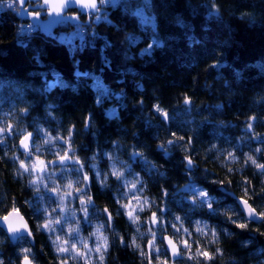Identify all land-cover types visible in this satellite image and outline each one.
Returning <instances> with one entry per match:
<instances>
[{
	"label": "trees",
	"instance_id": "1",
	"mask_svg": "<svg viewBox=\"0 0 264 264\" xmlns=\"http://www.w3.org/2000/svg\"><path fill=\"white\" fill-rule=\"evenodd\" d=\"M100 7L106 10L99 21H94V14L70 9L58 28L43 33L30 20L31 16L46 17L37 13V2L27 3L21 12L14 0H0V117L10 123L15 120L18 129L26 125L35 133L34 143L44 136L41 126L53 135L73 126L72 143L79 147L80 156L100 149L101 172L108 164L104 150H112V141L118 140L116 162L121 163L120 156L129 160L147 181L149 196L156 197L157 205L166 203L157 214L165 217L169 232L173 212L182 213L189 226L195 218L207 219L220 233L223 252L210 264H258L264 259V169L248 165L236 172L233 165L234 172L227 173L214 157L219 153L223 159V150L234 148L242 162L246 151L262 146L254 154L264 161V0H118L110 4L102 0ZM78 26L91 35L78 37L74 32ZM23 107L26 112L20 111ZM155 108L166 113L167 119ZM4 135L0 157L21 138L15 129ZM169 139L174 143L167 144ZM158 142L164 147H157ZM189 142L187 155L195 160L194 167L186 165L182 152ZM214 142L218 147L208 152ZM56 143L63 147L62 141ZM133 145L148 159L128 155ZM44 148L50 153L52 145ZM14 163L7 157L0 160V207L14 198L35 232L32 211L23 205L31 193L13 179ZM91 163L90 159L85 162L89 171ZM64 171L58 179L80 174L77 169ZM92 175L96 203L89 206L91 217L107 220L95 209L107 207L115 216L116 182L101 189ZM211 179L221 183L211 184ZM200 187L212 194L213 210L203 208V198L200 208L187 199ZM163 191L168 194L162 201ZM38 196L33 197L34 207L41 203ZM239 198L249 202L260 220L245 216ZM229 206L238 214L233 219L247 223L246 228L229 223L217 211ZM11 210L8 207L0 214ZM90 225L85 223L86 232ZM114 229L124 235L125 243L121 246L113 236L107 264H141L139 254L128 247V233L133 229L122 210ZM24 242L31 244L27 237L12 242L0 228V256L5 264L13 260L19 264L16 249ZM190 243L195 250L204 242L197 244L193 239ZM32 246L38 264H61L43 233L35 235ZM215 248L209 246L204 252L210 255ZM186 251L181 247V253ZM149 256L151 264H157L155 251H149ZM203 256L200 264H204ZM188 257L182 254L173 262L165 246L159 255L163 264H197Z\"/></svg>",
	"mask_w": 264,
	"mask_h": 264
},
{
	"label": "clouds",
	"instance_id": "2",
	"mask_svg": "<svg viewBox=\"0 0 264 264\" xmlns=\"http://www.w3.org/2000/svg\"><path fill=\"white\" fill-rule=\"evenodd\" d=\"M22 2V0H21ZM102 2V0H99ZM79 8L94 9L97 7L96 3L92 0H76ZM38 8L37 13H47L49 9L54 12H60L67 7V0H64L63 4H58L59 11L53 8V4L50 0H37ZM21 112H26L27 107L20 109ZM154 111L161 112L165 119L167 114L163 113L161 109L155 108ZM254 119V117H253ZM0 121V143L6 141L4 133L12 134L13 130L20 131V138L17 143H14L11 147V151L5 148L2 160L4 157L13 159L15 161L12 174L13 179H19L22 188H27L31 195L23 201V205L31 209L33 215L39 212V218L35 219V232H33L31 226L27 223L22 210L20 209L17 201L13 198L10 203H6L3 207H0V213L7 210L8 207L15 211L10 212V217H15V222L4 221V217L0 214V223L4 224L5 229L9 235L24 231L32 241V244L23 243L16 249L19 264H38L35 258V252L33 250V244L35 243V235L43 233L47 240L50 242V246L53 255L57 260L61 261V264H107V257L110 248L113 243V236L119 239L120 245L125 243L124 235L114 229V220L121 215L128 224L132 226V231L128 233V247L139 254L141 258V264H144L145 260L151 264L149 251H155L160 253L163 246H167L173 254L188 255V252L192 251V244L189 242L195 239L197 244L203 240V247H197L192 256L189 259H195L197 264H200V258L205 248L215 245V252L203 256L204 264H210L212 259L216 256H222V249L220 245V233L217 231L216 226L211 224L207 219L195 218L191 226L186 224L185 218L180 212H173L172 218L168 220L171 224L172 231L169 232L165 227V217L157 214V210L160 212L166 208V203L162 206L157 205V199L154 195L148 194V183L144 179L143 174L133 168L132 163L125 157L120 156L121 163L116 162L114 156L115 146L119 143L118 140H113L112 150L105 149L103 155L106 157L108 164L107 168L101 172L99 169V153L100 149L95 148L88 157H82L79 155V147L72 143L75 136V128L69 126L66 133L57 132L53 135L50 130L41 126V131L44 133V138L33 143V133L29 131L28 127L24 125L22 129L17 128L15 120ZM87 127V124L85 125ZM251 127V125H249ZM62 141L63 147L58 145L56 141ZM174 143V140H167V144ZM51 144L52 150L49 153L45 150L44 145ZM157 147H164V143L158 142ZM218 145L214 142L208 149L211 152L212 149H216ZM190 148V142L188 145L182 148V152L185 154V162L188 166H195V160L187 155ZM18 149L23 150V156L20 155ZM33 149H35L33 151ZM223 159L220 158L219 153L214 157L218 165L226 169L227 173H233V165L236 166L235 171L240 172L243 168L251 165L255 170L264 169V161H260L257 155L254 153H260L262 146H257L253 151L245 152L243 161L241 157L236 154L234 148H228L223 150ZM128 155L140 156L142 159H148L145 153L141 149H137L134 145L129 148ZM31 156V159L28 157ZM51 157V158H49ZM92 161L90 168L91 171L86 169V160ZM58 163L61 167H54ZM70 162H74V166L77 167L79 175L73 177L71 175L66 176L63 180L57 179L56 173L62 169L71 171ZM152 167H156L155 161L149 160ZM53 166V167H50ZM131 170V171H130ZM50 173V174H49ZM92 173L95 176V182L101 189H107L111 187V182H116V188L113 190V198L115 204L118 206L115 212V216L112 211L107 207L97 206L95 211L102 212L106 215L107 220L101 218H93L90 213V205L95 202L94 194L91 189ZM211 184H220L219 179H211ZM47 191L55 197V203L51 199L45 201L43 192ZM161 200L164 196H167V192L163 191ZM4 199L8 198L4 193ZM39 195L41 203L39 206L34 207L33 197ZM204 199L203 208L206 210H213V197L207 187H200V190L195 194H189L187 199L199 205L200 199ZM243 208L246 211V215L251 216L256 213L255 209L245 202ZM79 205L78 207L76 205ZM57 209L59 210L57 212ZM254 210V211H253ZM219 214L227 218L229 223L235 224L240 228H246L247 223H238L233 219L238 215L231 210V206L227 208L217 209ZM264 212V209L261 210ZM66 212H70L73 217L72 221L65 222L64 217ZM77 213H80L78 216ZM148 213L147 215H142ZM90 223L91 227L85 233L83 224ZM63 224V231L58 229V225ZM142 225H144L142 227ZM227 234L228 229H224ZM193 233L198 234L196 237ZM73 234L77 235L76 239H73ZM162 237V240L160 239ZM178 245L185 246L186 252L181 253L178 249ZM248 242L245 241V247ZM42 247V246H41ZM61 260L63 254H68ZM0 264H5L3 256H0ZM12 264H17V260H13ZM157 264H163L159 256H157ZM258 264H264V259H261Z\"/></svg>",
	"mask_w": 264,
	"mask_h": 264
},
{
	"label": "water",
	"instance_id": "3",
	"mask_svg": "<svg viewBox=\"0 0 264 264\" xmlns=\"http://www.w3.org/2000/svg\"><path fill=\"white\" fill-rule=\"evenodd\" d=\"M14 1L19 4L20 9H21V12H25V6L27 5V3L37 2V0H22V2H21V0H14ZM50 2L52 4L54 2L55 3H58V4H63L64 3V0H50ZM92 2L93 3H96L97 4V7L94 8V9H89L88 11H85V9L79 8L77 6L76 0H67V7L64 8L62 11H60V12H54L51 9H49V11L46 13V17L45 18H38V17H35V16H31L30 17V20L33 23H35L36 25H39L40 26V30L43 33H47V32H50V31L55 30L56 28H58V26L66 20V18H67V16H66L67 11L70 10V9H76V10H78L81 13H84V14H94V15H96L98 13L99 8H100L101 2H99V0H92ZM32 133H33V138L35 139V133L34 132H32ZM33 143H34V140H33ZM19 150L23 154V150L22 149H19ZM245 201L247 202L248 205H250L249 202L246 199H243V198H239L238 199V203H239V205H240L243 213L245 214V216L247 218H249V219H253V220H256V221L257 220H260L261 216L259 214H253L251 216L246 215V211L243 208V203H242V202H245ZM12 211L13 210L9 211L7 214H5L3 216H8L9 213L12 212ZM256 213H258V212L256 211ZM25 219H26L27 223L30 225L28 219L26 217H25ZM15 220H16L15 217H10V221L11 222H15ZM0 228L6 233V235L9 238V240H11L12 242H16L21 237H27L29 239L30 243L32 244V241L27 236V233L26 232L20 231L18 233L9 235L7 233V231H6V229H5L4 224L0 223ZM165 248H166V250H167V252H168V254L170 256V259L173 262L174 261H177V260H179L181 258L182 254H173L171 252V250L166 245H165ZM178 249L181 252L180 245H178Z\"/></svg>",
	"mask_w": 264,
	"mask_h": 264
},
{
	"label": "rangeland",
	"instance_id": "4",
	"mask_svg": "<svg viewBox=\"0 0 264 264\" xmlns=\"http://www.w3.org/2000/svg\"><path fill=\"white\" fill-rule=\"evenodd\" d=\"M105 1V3H108V4H110V3H114V2H117L118 0H104ZM106 9H105V7H103V8H99V10H98V13L95 15V18H94V21H99V20H101V18H102V12H104ZM79 29H83V28H81V26H78V28H76L75 29V34L78 32V30ZM73 33V32H72ZM0 121H8V120H6L5 119V117H0ZM5 134V133H4ZM44 138V136H42L41 137V139H43ZM30 157V156H29ZM32 157H30L29 159H31ZM73 163V162H72ZM54 167H61V166H56L55 165V163H54V165H53ZM53 166H50V167H53ZM70 167H71V170H73V169H77V168H72V166H74V165H72V164H70L69 165ZM74 167H76V166H74ZM62 170H64V169H62ZM62 170L60 171V172H62ZM69 171H64L62 174H69L68 173ZM50 174V173H49ZM59 174V172H57L56 173V176ZM65 175H61L60 176V180H63V179H61L62 177H64ZM58 179V178H57ZM43 193H48L49 195H48V197H45L44 196V199H45V201H47V200H49V199H51L52 200V202L53 203H55V197H53L52 196V194L51 193H49V192H47V191H44ZM38 198L40 199V196H38ZM77 207L79 206L78 204L76 205ZM59 210L57 209V212H58ZM35 215H36V217L38 218V216H37V213H35ZM77 215L79 216L80 215V213H77ZM30 216L32 217V219H33V221H34V223H35V219H36V217L33 215V213L31 212L30 213ZM64 220H65V222H69V221H72L73 220V217L71 216V213L70 212H66V214H65V217H64ZM86 224H88V223H86ZM58 227V229L59 230H61V231H63V224H61V225H58L57 226ZM90 227H91V225H90ZM83 229H84V231H85V233H86V228H85V224H83ZM73 239H76L77 238V235L76 234H73V237H72ZM190 242V241H189ZM181 247H185V246H182L181 245ZM195 252V250H193L192 249V251L191 252H188V255L189 256H192L193 255V253ZM158 256L161 254V252L160 253H157V252H155ZM64 255H70V253H68V254H64Z\"/></svg>",
	"mask_w": 264,
	"mask_h": 264
},
{
	"label": "built area",
	"instance_id": "5",
	"mask_svg": "<svg viewBox=\"0 0 264 264\" xmlns=\"http://www.w3.org/2000/svg\"><path fill=\"white\" fill-rule=\"evenodd\" d=\"M27 32V28L22 30V33L25 34ZM76 35L80 38H84L87 37L88 35H91V32H89L86 29H79L78 32L76 33Z\"/></svg>",
	"mask_w": 264,
	"mask_h": 264
},
{
	"label": "snow or ice",
	"instance_id": "6",
	"mask_svg": "<svg viewBox=\"0 0 264 264\" xmlns=\"http://www.w3.org/2000/svg\"><path fill=\"white\" fill-rule=\"evenodd\" d=\"M53 8H55L57 11H59V7H58V3H53ZM187 102H190V101H187ZM245 203H247L246 201H245ZM13 211H15V210H13ZM254 211V210H253ZM10 216H11V214H9L8 216H4L2 219L4 220V221H6V222H9V226H11V221H10ZM202 255H205V256H207V255H209L207 252H204V253H202Z\"/></svg>",
	"mask_w": 264,
	"mask_h": 264
}]
</instances>
